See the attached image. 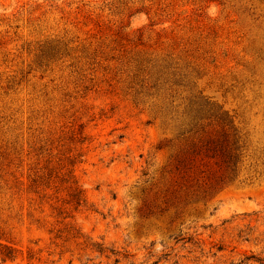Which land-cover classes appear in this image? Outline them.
Wrapping results in <instances>:
<instances>
[{"label":"rangeland","instance_id":"rangeland-1","mask_svg":"<svg viewBox=\"0 0 264 264\" xmlns=\"http://www.w3.org/2000/svg\"><path fill=\"white\" fill-rule=\"evenodd\" d=\"M0 264H264V0H0Z\"/></svg>","mask_w":264,"mask_h":264},{"label":"trees","instance_id":"trees-1","mask_svg":"<svg viewBox=\"0 0 264 264\" xmlns=\"http://www.w3.org/2000/svg\"><path fill=\"white\" fill-rule=\"evenodd\" d=\"M224 139L223 143L220 145H216L213 148L207 147L206 152L209 151L211 152L212 156H218L220 160L226 164L227 167L233 168L236 164V162L239 159L240 156V144H239V135L237 132L232 133L231 141H229V134L226 133L223 134ZM70 188H72V191L70 193L71 197V202L75 206H79L81 202H83L82 194H81V189L77 187L74 182H71ZM7 253H4V256L6 258H12V254H10L11 249L9 247L6 248Z\"/></svg>","mask_w":264,"mask_h":264}]
</instances>
